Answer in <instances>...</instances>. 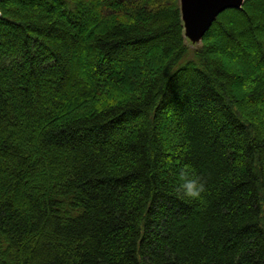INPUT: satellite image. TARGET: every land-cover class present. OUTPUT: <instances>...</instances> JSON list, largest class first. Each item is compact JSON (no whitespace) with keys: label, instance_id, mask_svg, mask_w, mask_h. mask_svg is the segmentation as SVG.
Returning a JSON list of instances; mask_svg holds the SVG:
<instances>
[{"label":"trees","instance_id":"1","mask_svg":"<svg viewBox=\"0 0 264 264\" xmlns=\"http://www.w3.org/2000/svg\"><path fill=\"white\" fill-rule=\"evenodd\" d=\"M179 5L0 1V264H264V0Z\"/></svg>","mask_w":264,"mask_h":264},{"label":"water","instance_id":"2","mask_svg":"<svg viewBox=\"0 0 264 264\" xmlns=\"http://www.w3.org/2000/svg\"><path fill=\"white\" fill-rule=\"evenodd\" d=\"M243 2L244 0H180L184 31L191 39L201 40L221 12L240 8Z\"/></svg>","mask_w":264,"mask_h":264},{"label":"clouds","instance_id":"3","mask_svg":"<svg viewBox=\"0 0 264 264\" xmlns=\"http://www.w3.org/2000/svg\"><path fill=\"white\" fill-rule=\"evenodd\" d=\"M174 189L180 198L189 200H200L206 190L200 177L187 168L179 173Z\"/></svg>","mask_w":264,"mask_h":264},{"label":"rangeland","instance_id":"4","mask_svg":"<svg viewBox=\"0 0 264 264\" xmlns=\"http://www.w3.org/2000/svg\"><path fill=\"white\" fill-rule=\"evenodd\" d=\"M223 12H221L218 16H220L221 14H222ZM94 14H97V10L94 12ZM217 16V17H218ZM184 41H185V43L187 44V46H188V48L189 49H195L199 44H200V39H191L189 36H187V34H186V32L184 31ZM247 45V47H250V43H249V41H247V43H246ZM230 53H234V51H229ZM191 56L189 55L187 58H190ZM149 58V57H148ZM80 60L81 61V55H79L78 54V56H77V60ZM78 60V61H79ZM81 65H79V70L81 71ZM82 79V81H81V85L82 86H85L86 85V81L84 82L83 80H84V77H82L81 78ZM87 86V85H86ZM77 89H78V87H77ZM49 92V91H48ZM66 96H60V97H57V99H56V101L57 102H60V103H65V101H66V99L67 98H69L73 93H74V90H72V89H66ZM9 97H11V98H14L15 100H17L18 99V97H17V95L13 92V91H11V92H9L8 94H7ZM48 96V98H51V96L49 95V94H47ZM74 95V94H73ZM46 105H48L49 103L47 102V103H45ZM165 121L167 122L168 121V118H166L165 119ZM168 128V127H167ZM165 136L166 137H172V135H171V130L168 128L167 129V131H166V133H165Z\"/></svg>","mask_w":264,"mask_h":264}]
</instances>
